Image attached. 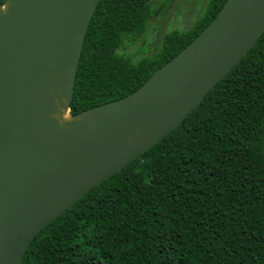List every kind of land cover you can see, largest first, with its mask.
Returning a JSON list of instances; mask_svg holds the SVG:
<instances>
[{"label": "trees", "instance_id": "trees-1", "mask_svg": "<svg viewBox=\"0 0 264 264\" xmlns=\"http://www.w3.org/2000/svg\"><path fill=\"white\" fill-rule=\"evenodd\" d=\"M225 1L134 63L119 50L144 40L151 0H99L70 114L135 91ZM21 264H264V32L175 129L37 233Z\"/></svg>", "mask_w": 264, "mask_h": 264}, {"label": "water", "instance_id": "water-1", "mask_svg": "<svg viewBox=\"0 0 264 264\" xmlns=\"http://www.w3.org/2000/svg\"><path fill=\"white\" fill-rule=\"evenodd\" d=\"M98 2L0 3V264H21L46 225L175 129L264 32V0H226L135 91L71 115Z\"/></svg>", "mask_w": 264, "mask_h": 264}, {"label": "rangeland", "instance_id": "rangeland-1", "mask_svg": "<svg viewBox=\"0 0 264 264\" xmlns=\"http://www.w3.org/2000/svg\"><path fill=\"white\" fill-rule=\"evenodd\" d=\"M162 2L163 0H151L153 12L146 26L144 40L140 39L134 45L126 44L119 50V53H123L134 63L158 53L167 33L190 29L202 15L208 0H168L165 7H162Z\"/></svg>", "mask_w": 264, "mask_h": 264}, {"label": "bare ground", "instance_id": "bare-ground-1", "mask_svg": "<svg viewBox=\"0 0 264 264\" xmlns=\"http://www.w3.org/2000/svg\"><path fill=\"white\" fill-rule=\"evenodd\" d=\"M65 118H66V116H65Z\"/></svg>", "mask_w": 264, "mask_h": 264}]
</instances>
